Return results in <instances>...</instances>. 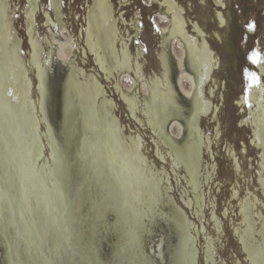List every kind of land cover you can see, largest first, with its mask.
<instances>
[{"label":"bare ground","instance_id":"6f19581e","mask_svg":"<svg viewBox=\"0 0 264 264\" xmlns=\"http://www.w3.org/2000/svg\"><path fill=\"white\" fill-rule=\"evenodd\" d=\"M86 1L87 17L86 26L81 32L82 48H75V39L71 34L67 35V29L61 25L59 36L55 31H50V46L45 59V49L34 33L40 1L32 2L27 12L32 27L29 29L30 51L26 62L19 52L21 42H17L13 32L8 1L0 0L1 264H26L30 261L36 264L39 261V264H42L41 261L43 264H61L67 259L70 262L69 258L73 259L74 264H82L80 257L85 253L72 254L70 237L72 241L80 235L77 241L79 248H87L89 245L83 244L86 239L82 235H87L85 229L88 227L94 246L90 245L96 249L94 240L97 230L110 212L113 213L114 223H119L125 239L115 252L120 253L121 257L127 255L131 264H136L135 258L141 251L143 234L148 229L147 220L156 217L158 207L163 204L165 172L163 169V172L155 170L154 164L150 165L145 157L141 131L130 130L131 135L126 137L117 115L112 114L111 117L113 108L115 112L120 110L119 103L108 96L96 72L102 71V77L108 81L116 74L120 75L115 88L120 101L128 109V118L133 120L131 114L138 120L137 114L141 112L145 122L138 121L150 131L159 161H168L162 153L163 147L168 151L172 170L185 173L192 200L187 201L184 197V203L189 208L195 207L198 219L204 214L203 186L213 180L214 173L213 168L203 169L204 152L212 154V141L203 131L202 124L215 113L217 92L212 84L218 85L215 77L222 68L209 40L222 41L220 31L229 25L225 14L226 0H214V23L218 31L211 37L198 23L188 21L186 9L179 0H148L151 6H159L166 11L159 17L164 38L163 50L159 54L160 74L150 79L141 63L142 49L132 50L131 36L129 40L122 37L114 0ZM202 4L207 2L202 0ZM56 8V13L63 17L64 11H61L59 1L56 2ZM121 19H124L123 16ZM47 20L55 26L53 16L49 13ZM134 22L131 24L133 28ZM75 53L80 54L84 61L89 58L94 60L96 68L89 78L78 63L80 69L76 67L74 74L80 79L70 75L72 85L71 81L66 82V99L75 96L72 103L75 105L68 110L70 115H66L68 132L63 144H60L52 131L46 110L52 95L46 79L53 61L57 69L62 71L59 65L68 64ZM32 71L38 75L40 82L36 103L31 98ZM258 72L264 82L263 64ZM126 78L131 79V88H123ZM40 88L45 89L47 94L40 92ZM69 88L76 95L69 94ZM101 99L103 102L99 104ZM250 101L254 107L246 111L245 98L238 100L241 114L250 115L249 119L243 118L240 127L252 132L251 146L261 155L264 171V85L254 89ZM36 104L40 115H37ZM102 113L107 116L105 120ZM27 116L31 118L28 122ZM78 116L84 119L83 125H86L82 136L80 129L83 128L77 124ZM42 123L46 128L47 145L40 142ZM212 123H218L216 117ZM213 130L219 142L221 129L217 127L216 131ZM46 147L50 149L49 162L41 159ZM52 148L55 151L51 152ZM81 155L84 161L77 165L76 161ZM230 157L240 174L239 162L233 154ZM102 179L106 182V191L110 193L107 199L99 195ZM260 184L264 193L262 174ZM50 198L52 201L49 202ZM62 199L71 201L63 203ZM258 201L251 193L240 200L239 211L242 209L243 218L240 217L241 224L234 233L239 240L242 239L249 258L256 264H264V220L258 212ZM52 204L55 211L50 206ZM167 207L170 214L164 216L175 224V249L181 256L186 253L190 257L186 264H197L199 254L196 236L192 233L194 223L173 201L170 200ZM69 209L73 211L72 220L68 217ZM62 213H66L65 216ZM213 219L214 228L220 232V222L216 217ZM68 220H71L70 225L66 224ZM107 228L105 226L106 232L110 231ZM197 232L201 235L200 230ZM164 246L165 240L162 239L157 250L151 251L156 254V258L166 263ZM214 255L212 240L207 239L204 257L208 264H216ZM100 264H103L102 261Z\"/></svg>","mask_w":264,"mask_h":264},{"label":"rangeland","instance_id":"374dc122","mask_svg":"<svg viewBox=\"0 0 264 264\" xmlns=\"http://www.w3.org/2000/svg\"><path fill=\"white\" fill-rule=\"evenodd\" d=\"M7 1L13 32L16 35L17 42L22 41L23 44L19 52H21V56L24 59H27L29 48L26 42V29L29 39V29L32 27L30 20H25L24 15L29 8L28 0ZM39 1L40 11L36 15L37 21L35 20L34 22V25L36 23L34 33L37 32V36L46 50L44 54L45 59L49 49V46L46 45L48 42L47 34L49 32L44 27L43 15L44 12H47L45 17L48 13L54 17L55 15L51 10L52 0ZM61 1L64 11L63 28L67 29V35L71 34L75 39V48H82L81 32L85 28L88 2L86 0ZM121 1L114 0V4L115 15L122 37L125 40H129L128 37L129 35L131 36L133 39L130 42L132 50H137V48L142 49L141 63L147 78L150 79L152 76L160 74L158 56L161 52L160 47L164 38L162 25H159V17L166 11L162 7L151 6L148 0H128L129 6L124 8L121 6ZM206 1L208 2V7L203 9L199 6L202 0H179L180 4L186 9L188 21L199 22V25L211 37V35L218 31V28L213 24L215 8L211 0ZM225 14L229 25L225 30L220 31L223 42L219 43L214 42L212 39L209 40L211 47L222 63V68L215 77L218 85L212 84L214 89H216L215 92H217V98L214 100L216 105L215 113L202 124L203 131L212 141V156L207 151L204 152L203 169L210 168L212 170L213 168L212 172L214 175L213 180L209 184L205 183L203 186L204 214L199 219L195 215L197 211L195 207L189 208L183 201L184 197L187 201L192 200L189 186L185 180V173L182 170H178L177 173L172 170L167 149L162 147V153L168 161L162 163L157 159L156 147L152 143L150 131L145 129L138 121L145 122L141 112L139 111L137 114L138 122L130 120L125 106L120 102L118 95L115 94L113 85L105 82L102 76L97 73L104 87H106L108 96L116 99L119 103L120 110L118 109L115 112L113 108L111 117L112 114L117 115L126 137L131 135L130 130L141 131L145 157L148 158L150 165L154 164L155 170L159 172H163L164 170L165 172L163 204H160V207H158L156 217L147 220L148 229L145 231L146 235L143 234L141 251L135 258L136 264H169L170 250L176 244V235L173 233L175 224L170 219L168 220V217L164 216L165 214H170L167 207L170 200L180 210L185 212L189 220L194 223L193 229L195 231L192 229V233L196 236V245L200 252L197 264H207L204 258L207 239L212 240L214 245L216 264H247V259L235 239L234 230L241 224L239 216L240 200L245 198L248 193L258 198V212L264 220V193L260 184V174L264 176L260 160L261 155L251 146L252 132L250 129L240 127L243 118L249 119L250 115L249 113L242 115L241 110L236 105L238 100L244 97L246 111L252 109L254 106L250 101L251 95L255 88L264 85L258 72L260 66L264 65V0H228V11ZM121 16L124 19H121ZM133 22L135 23V27H129L128 25H131ZM63 23H59V26L54 29L57 36L61 33V25ZM250 23L254 25L252 29L247 27ZM253 53L257 54L255 63L252 59H249V57L253 56ZM78 63L86 70L87 77L91 78L95 70L93 60L89 58L84 61L80 54L72 58L71 64H69L70 68L66 70L70 69V74L75 75L76 67L80 69ZM30 77L33 78L32 72H30ZM75 77L78 80L80 79L78 75H75ZM31 82L33 85L32 80ZM128 87H130V80L127 79L124 82L123 88ZM31 98L34 103L37 102V94L35 92L32 93ZM141 98L143 99V97ZM102 102L103 99L98 103L101 104ZM217 106H219L218 110H216ZM214 117H216L218 123H212ZM217 127L221 129V139L219 142L216 141L213 130L215 129L216 131ZM44 132L45 129L42 127L43 137ZM42 141L46 143L45 137ZM232 154L241 167L242 172L240 175L233 165L232 158L230 157ZM43 161H48V152L44 153ZM236 194L238 198H234ZM214 217L221 224L220 232H217L214 228ZM113 219V215L109 213L104 219V224L102 223V226L100 225L101 227L98 228L97 238L94 240L96 249L99 252V259L106 264H110L115 256L116 243L119 241L122 246L125 241L122 230L116 233L106 232L105 226L113 224L111 223ZM197 230L201 231V235L198 234ZM119 236L120 240H118ZM162 239L165 240V257L167 258L166 261H168L166 263L161 262L156 258V254L151 251L157 250ZM1 248L2 244L0 242V254ZM119 259L120 264H131L127 255Z\"/></svg>","mask_w":264,"mask_h":264},{"label":"flooded vegetation","instance_id":"af4514ba","mask_svg":"<svg viewBox=\"0 0 264 264\" xmlns=\"http://www.w3.org/2000/svg\"><path fill=\"white\" fill-rule=\"evenodd\" d=\"M57 1H59V3L61 4V11H63V3H62V1L61 0H52L51 1V10L53 11V13H54V15H55V17L53 16V20H54V24H55V26H53L50 22H48V20H47V16L45 17V14L47 13V12H44V15H43V17H44V27L46 28V29H48V37L49 38H51V34H50V31L51 30H53L54 31V29H56L58 26H59V23H63V17L62 16H60V14H57L56 13V2ZM206 1V0H205ZM32 2H33V0H28V10L31 8V4H32ZM207 2V1H206ZM211 2H212V5L214 6V8H215V10H216V5H215V2H214V0H211ZM121 3H123L124 5L122 6L123 8L124 7H127V6H129V1L128 0H122L121 1ZM149 3V2H148ZM226 3H227V11H228V0H226ZM150 4V3H149ZM201 8H203V9H205V8H207L208 7V2H207V4H205V5H203L202 4V2H201V4L199 5ZM28 10H27V12H28ZM60 10V9H59ZM86 11H87V8H86ZM87 13V12H86ZM215 13V12H214ZM25 15V20L26 19H28L29 20V18H28V15H27V13H25L24 14ZM59 15V16H58ZM86 17H87V14H86ZM36 18L37 17H35V20H36ZM59 18H60V20H59ZM139 20V19H138ZM37 21V20H36ZM159 21H160V19H159ZM27 22V21H26ZM35 22V21H34ZM195 23H198L199 24V22H195ZM213 24H215L214 23V21H213ZM64 25V24H63ZM160 25V24H159ZM34 26H36V23H35V25ZM85 26H86V18H85ZM129 27H131V25H128ZM137 34H138V32H137ZM36 35H37V32H36ZM47 37V36H46ZM26 38H27V45H28V48H30V46H29V39H28V33H27V29H26ZM216 42H219V43H221V41H217L216 40ZM23 44H22V41H21V45H20V47L22 46ZM46 45H48V46H50L49 44H48V42H47V44ZM44 47V46H43ZM161 52H162V50H163V48H162V45H161ZM45 49V48H44ZM22 51V50H21ZM29 51H30V49H29ZM45 52H46V50H45ZM45 52H44V54H45ZM160 52V53H161ZM159 53V54H160ZM20 55H22V54H20ZM75 55H76V53H75ZM28 56H29V53H28ZM159 57V56H158ZM73 58V57H72ZM29 59V58H28ZM28 59H26L25 61L27 62L28 61ZM43 59H44V56H43ZM94 61V60H93ZM25 64V63H24ZM69 64H71V61H69L68 62V64H65V65H62V64H60L59 66H60V68L62 69V71H59L58 69H57V67H56V63L54 64V61H53V64H52V68L51 69H49V71H48V77H47V79H46V81H47V84H48V89L52 92L51 94V101L48 103V105H46L45 103H44V106L46 105V110H47V112H48V119H49V122L51 123L50 125H51V128H52V131H53V133L56 135V138L58 139V141H60V144H63V140L65 139V137L67 136V130H68V125H67V123H68V121H67V116H68V114L70 115V113H69V109L71 108V107H73L75 104H72L74 101H73V99L75 98V96L73 97V96H70V97H68L67 99H66V90H67V81L69 80V82L71 81V85H72V78H71V74H70V69L69 70H66L67 68H70V66H69ZM95 66V65H94ZM59 68V67H58ZM95 68H96V66H95ZM38 73V72H37ZM96 73H98V74H100L101 76L103 75V72L101 71V73H99V72H96ZM32 74H33V78H31V80L33 81V87H32V93L33 92H38V89H39V84H40V82H39V77H38V75L37 74H35L33 71H32ZM98 74H97V76H98ZM119 77H120V75H117L116 74V76L115 77H113L112 78V80H110V81H108L104 76L102 77L103 79H104V81L105 82H108V83H110V84H112L113 85V87H114V90H115V94H117L118 95V93H117V91H116V88H115V84H116V82H117V79H119ZM44 78V77H43ZM99 78V77H98ZM45 79V78H44ZM44 79H43V81H44ZM130 80V82H131V79H129V78H126V80ZM38 81V85H37V81ZM46 81L44 82V83H46ZM101 81V80H100ZM103 84V83H102ZM131 84V83H130ZM104 85V84H103ZM72 87V86H71ZM132 86H130V87H128V88H131ZM42 88H45V87H42ZM125 89H127V88H125ZM43 92L44 91V93L45 94H47L46 92H45V89L44 90H41V88H40V92ZM69 91H70V93L69 94H74V95H76L75 94V92H71L72 91V89L71 88H69ZM48 96V95H47ZM46 96V97H47ZM109 97H111V96H109ZM119 98V97H118ZM43 99V98H42ZM66 100V101H65ZM114 100H116V99H114ZM117 101V100H116ZM118 102V101H117ZM123 105H124V103H123V101H120ZM71 104V105H70ZM236 105L238 106V104L236 103ZM36 106H37V108H36V110L38 111V113H37V115H40V111H39V107H38V105L36 104ZM107 107H108V105H106ZM125 106V105H124ZM42 107H43V101H42ZM42 107H40V108H42ZM125 108H126V106H125ZM128 109H126V111H127ZM53 112V113H52ZM72 112H74V111H72ZM80 113V112H79ZM67 115V116H66ZM104 115V120H105V118H107V116L105 115V113H102V116ZM127 115H128V112H127ZM47 116H45V118H46ZM130 117H132V119H133V121L134 122H138L136 119H134V117L130 114ZM27 118V122L29 121V120H31V118L30 117H26ZM66 118V119H65ZM47 120V119H46ZM25 122V121H24ZM79 122V123H78ZM25 124V123H24ZM77 124H79V127L81 126L83 129L81 130L80 129V131H81V136H82V132L84 133L85 132V130H86V125H83V124H85V121H84V119H81V118H79V116H78V120H77ZM42 125H43V123H42ZM45 130H46V128H45V126L43 125L42 126ZM66 127H67V129H66ZM40 129H42V128H40ZM42 131V130H41ZM67 131V132H66ZM23 135V134H22ZM44 137H45V141H46V143H43V141L42 140H44V137L42 136L41 137V144H43V145H47V139H46V133L44 132ZM78 135H79V133H78ZM23 137V136H22ZM74 137H75V134H74ZM85 138V137H84ZM52 140H53V135H52ZM52 143H53V141H52ZM152 143H153V145L156 147V145L154 144V142L152 141ZM44 151H43V153H42V156H41V159L43 160V157H44V153L45 152H48V161L47 162H49L50 161V159H51V157L49 156V154H50V152H49V147L47 148H45V149H43ZM53 150L55 151V149H53L52 148V150H51V152H53ZM257 151V150H256ZM156 156H157V153H156ZM261 158V157H260ZM157 159L159 160V158H158V156H157ZM236 164L234 163V166H235ZM240 166V165H239ZM235 170H237L236 168H235ZM238 170H240V168L238 169ZM241 172H242V170H240V174H241ZM239 174V175H240ZM48 192V194L50 193V191L48 190L47 191ZM51 195V194H50ZM237 195V194H236ZM234 198H238V195L237 196H234ZM73 199V197L71 198V200ZM71 200H64V199H62V201H63V203H70V201ZM49 202L50 201H52L51 200V198L48 200ZM51 206V208L54 210V206H53V204L52 205H50ZM55 211V210H54ZM67 212H68V217L71 219V215H72V210L71 209H69V210H67ZM111 213V212H110ZM65 214L66 213H62V215H64L65 216ZM112 215H113V213H111ZM239 216L241 217V218H243V213H242V209H240V211H239ZM114 217V216H113ZM72 220V219H71ZM71 220H68V222L66 223V224H68V225H70L71 224ZM111 223H113V224H108L107 225V227L110 229V231L111 232H113V233H116L117 231L118 232H120L121 230L119 229L120 228V225H119V223H117V225H119V227H117V225H116V223H114V220L111 222ZM107 228V229H108ZM87 229H88V227H87ZM79 231V230H78ZM77 231V232H78ZM109 231V232H110ZM86 234L87 235H82L83 237H85V241H83V244H88L89 246L87 247V248H85V249H80L79 248V245L77 244V241H79L80 240V238H81V236L80 235H78V237L76 236V237H74L73 238V240L71 241V237H70V242H71V251L73 252L72 254H79L80 252H83V253H85V254H83V256L82 257H80V259H81V262H82V264H89V262L88 261H86L85 259H84V256L85 255H87L88 253H87V250L89 249V251L91 250V249H93V247H92V245H93V240L89 237V231L87 230L86 231ZM235 234V233H234ZM235 236V239L237 240V242H238V244H239V246H240V249H241V251L243 252V254H244V256L246 255L247 257H245L246 259H247V264H256V262H253L252 260H251V258H249L250 256L248 255V251L246 250V248H245V246H244V244H243V241H242V239L241 240H239L238 238H237V234H235L234 235ZM118 240H120V236L118 237ZM20 243H21V239H20V242H19V247H20ZM176 243H177V240H176ZM90 244H92V245H90ZM94 246V245H93ZM120 246H121V244H120V242L118 241L117 243H116V245H115V249H119L120 248ZM176 248V244L174 245V247H173V249H175ZM23 249H25V247H23ZM95 249V248H94ZM198 249V248H197ZM96 250V249H95ZM164 250H165V246H164ZM26 251V250H25ZM97 251H98V249H97ZM27 252V251H26ZM164 253H165V251H164ZM200 252H199V249H198V254H199ZM67 255H69L68 253H66ZM115 254H116V252H115ZM199 256V255H198ZM119 258H121V254L119 253ZM205 258V257H204ZM69 260H70V262L68 261V259H67V261H63L61 264H63V263H66V264H74L73 263V259H71V258H69ZM206 261V260H205ZM40 262V261H39ZM39 262L37 263V264H39ZM197 262H198V257H197ZM207 262V261H206ZM41 263L43 264V262L41 261ZM102 263L103 264H106L105 262H103L102 261ZM20 264V263H19ZM26 264H36L35 262L33 263V262H29V263H26ZM207 264H208V262H207Z\"/></svg>","mask_w":264,"mask_h":264},{"label":"snow or ice","instance_id":"6c2138e0","mask_svg":"<svg viewBox=\"0 0 264 264\" xmlns=\"http://www.w3.org/2000/svg\"><path fill=\"white\" fill-rule=\"evenodd\" d=\"M247 27L249 29H252L254 25L250 23L247 25ZM256 57L257 54L253 53V56L249 57V59H252L253 62L255 63ZM9 95H11V93H9ZM83 161H84V157L83 155H81L80 159L76 161V164L80 165ZM100 183H101V189L99 195L107 199L110 193L106 191V187H107L106 182L102 179ZM85 231H87V229H85ZM169 256H170L169 264H186V262L190 259V257L186 253L183 256H181L179 254V251L176 249L170 250ZM84 259L86 261H89L90 264H100L99 252L94 248L90 250V254L84 256ZM110 264H120L119 253H117L113 257V260L110 262Z\"/></svg>","mask_w":264,"mask_h":264},{"label":"water","instance_id":"95a60500","mask_svg":"<svg viewBox=\"0 0 264 264\" xmlns=\"http://www.w3.org/2000/svg\"><path fill=\"white\" fill-rule=\"evenodd\" d=\"M1 264V263H0Z\"/></svg>","mask_w":264,"mask_h":264}]
</instances>
